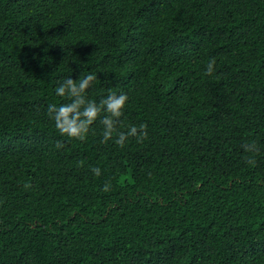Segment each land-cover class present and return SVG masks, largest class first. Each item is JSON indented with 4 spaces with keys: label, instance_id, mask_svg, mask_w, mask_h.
Masks as SVG:
<instances>
[{
    "label": "trees",
    "instance_id": "trees-1",
    "mask_svg": "<svg viewBox=\"0 0 264 264\" xmlns=\"http://www.w3.org/2000/svg\"><path fill=\"white\" fill-rule=\"evenodd\" d=\"M88 73L146 136L55 128ZM0 264H264V0H0Z\"/></svg>",
    "mask_w": 264,
    "mask_h": 264
},
{
    "label": "clouds",
    "instance_id": "clouds-1",
    "mask_svg": "<svg viewBox=\"0 0 264 264\" xmlns=\"http://www.w3.org/2000/svg\"><path fill=\"white\" fill-rule=\"evenodd\" d=\"M214 60H210L206 66V72L211 73L214 68ZM96 74L88 73L79 79L72 76L65 78L55 87V95L61 98H67L66 103H50L47 106V114L54 122L55 128L69 138L83 140L90 131V126L99 119L103 126L102 142L113 140V142L123 147L128 138L137 137V139L146 136L145 125L131 124L127 130H121L117 127V121L124 113L129 96L126 92L117 94L110 91L103 96L97 103L95 100L86 96V90L92 81L96 79ZM248 153H254L257 150L255 141L243 145ZM91 172L95 176L101 175V168L92 167ZM110 182H105L101 186V191H110Z\"/></svg>",
    "mask_w": 264,
    "mask_h": 264
}]
</instances>
